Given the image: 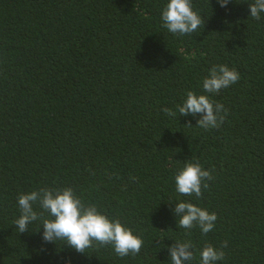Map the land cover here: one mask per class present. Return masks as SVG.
Segmentation results:
<instances>
[{
  "label": "trees",
  "instance_id": "trees-1",
  "mask_svg": "<svg viewBox=\"0 0 264 264\" xmlns=\"http://www.w3.org/2000/svg\"><path fill=\"white\" fill-rule=\"evenodd\" d=\"M168 3L0 0V264H172L168 249L186 241V264L224 241L216 264H264V13L250 16L254 0H192L205 24L180 36L163 27ZM215 65L240 79L207 94ZM188 91L228 110L218 129L180 116ZM197 160L214 178L200 198L181 195L175 175ZM42 187H70L119 219L143 239L140 253L46 243L47 212L19 233L18 196ZM182 201L215 212L214 229L179 228Z\"/></svg>",
  "mask_w": 264,
  "mask_h": 264
},
{
  "label": "clouds",
  "instance_id": "clouds-1",
  "mask_svg": "<svg viewBox=\"0 0 264 264\" xmlns=\"http://www.w3.org/2000/svg\"><path fill=\"white\" fill-rule=\"evenodd\" d=\"M221 7H226L231 0H217ZM250 16L259 21L261 13H264V0H254L249 4ZM161 19L163 27L168 32L180 36L196 32L204 19L193 10L192 0H169L162 11ZM240 79L239 72L227 65L213 66L207 77L203 79V91L207 94H218L220 90L237 83ZM180 116H200L196 127L205 130L218 129L224 122L228 110L223 104L215 102L211 95H197L193 91L186 93V99L178 105ZM162 111L171 117L176 112L169 108ZM185 127L191 128V121ZM212 171L205 170L197 160L188 161L175 175L176 191L181 195L200 198L203 190L208 189L206 181L212 180ZM132 179H135L133 177ZM39 203L42 212L37 213L33 209L34 203ZM18 205L21 215L14 222L19 233L27 231L28 225L43 218L44 212L49 213L53 219H43V241L56 243L66 241V244L78 253L95 245L100 247L112 246L116 255L120 258L138 255L143 246V239L133 234V230L124 226L119 219H110L98 210L95 204H85L70 187L63 189H51L42 187L29 194L18 196ZM174 213L180 217L179 228L192 229L198 226L204 235H207L215 227L218 219L215 212L209 213L206 209L194 205L191 202L176 203ZM193 244L191 241L176 242L168 251L172 264H186L194 259ZM228 247L224 241L220 248L211 244H205L200 256V264H216L225 258L223 249Z\"/></svg>",
  "mask_w": 264,
  "mask_h": 264
}]
</instances>
